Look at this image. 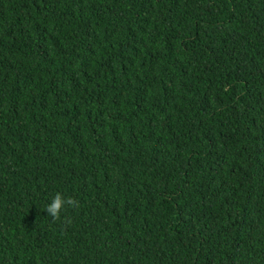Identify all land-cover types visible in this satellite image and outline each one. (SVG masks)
<instances>
[{
	"label": "trees",
	"instance_id": "obj_1",
	"mask_svg": "<svg viewBox=\"0 0 264 264\" xmlns=\"http://www.w3.org/2000/svg\"><path fill=\"white\" fill-rule=\"evenodd\" d=\"M0 264H264V0H0Z\"/></svg>",
	"mask_w": 264,
	"mask_h": 264
},
{
	"label": "clouds",
	"instance_id": "obj_2",
	"mask_svg": "<svg viewBox=\"0 0 264 264\" xmlns=\"http://www.w3.org/2000/svg\"><path fill=\"white\" fill-rule=\"evenodd\" d=\"M72 201L66 198H63L59 193H57L51 200V202L47 206V212L52 217H56L62 207L67 204L71 203Z\"/></svg>",
	"mask_w": 264,
	"mask_h": 264
}]
</instances>
